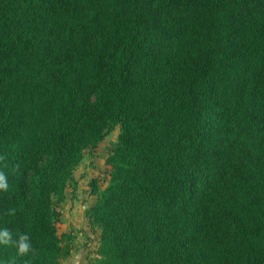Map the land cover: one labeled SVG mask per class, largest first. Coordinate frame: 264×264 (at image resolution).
Segmentation results:
<instances>
[{
	"label": "trees",
	"instance_id": "trees-1",
	"mask_svg": "<svg viewBox=\"0 0 264 264\" xmlns=\"http://www.w3.org/2000/svg\"><path fill=\"white\" fill-rule=\"evenodd\" d=\"M116 127L90 264H264V0H0V229L34 250L0 264L70 256L56 204Z\"/></svg>",
	"mask_w": 264,
	"mask_h": 264
},
{
	"label": "rangeland",
	"instance_id": "rangeland-1",
	"mask_svg": "<svg viewBox=\"0 0 264 264\" xmlns=\"http://www.w3.org/2000/svg\"><path fill=\"white\" fill-rule=\"evenodd\" d=\"M119 127L107 134L99 146L87 151L73 174L64 200L56 204L60 213L58 234L70 235L72 251L62 264H90L98 257L100 231L91 227L87 212L96 202L94 190L104 189L109 181L106 174V159L117 145ZM95 181V189L91 185Z\"/></svg>",
	"mask_w": 264,
	"mask_h": 264
},
{
	"label": "clouds",
	"instance_id": "clouds-1",
	"mask_svg": "<svg viewBox=\"0 0 264 264\" xmlns=\"http://www.w3.org/2000/svg\"><path fill=\"white\" fill-rule=\"evenodd\" d=\"M6 155H0V191L7 192L9 190L8 175L2 170L7 168ZM15 209H10L6 215H14ZM0 245L12 246L16 249L17 256H27L30 252H33L31 239L26 233H17L15 239H13V233L7 229H0ZM3 264H16L15 259L4 261Z\"/></svg>",
	"mask_w": 264,
	"mask_h": 264
}]
</instances>
